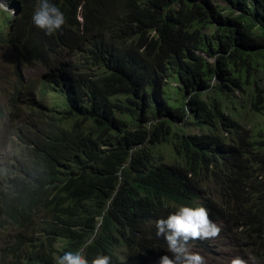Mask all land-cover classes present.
<instances>
[{
	"label": "trees",
	"instance_id": "1",
	"mask_svg": "<svg viewBox=\"0 0 264 264\" xmlns=\"http://www.w3.org/2000/svg\"><path fill=\"white\" fill-rule=\"evenodd\" d=\"M14 1L7 29L0 16L17 120L6 135L16 155L0 164V264H55L81 249L156 264L167 244L155 221L196 203L231 249L264 259V126H241L234 147L218 150L175 124L231 127L238 104L264 113V0H48L65 18L51 35L32 25L40 0ZM22 66L43 73L20 86ZM189 245L211 252L203 239Z\"/></svg>",
	"mask_w": 264,
	"mask_h": 264
},
{
	"label": "clouds",
	"instance_id": "2",
	"mask_svg": "<svg viewBox=\"0 0 264 264\" xmlns=\"http://www.w3.org/2000/svg\"><path fill=\"white\" fill-rule=\"evenodd\" d=\"M2 1H4V3H1ZM0 16L4 18L2 26L5 25L7 29L8 24L10 25L14 18H18L20 16L19 5L16 4L14 0H0ZM31 20L32 25L36 29L48 35L59 32L65 23L63 13L55 5L50 4L48 0H40L39 4L32 12ZM2 44L3 43L1 42L0 48H2ZM4 53H6V51L3 49L2 54ZM13 56L9 57V59L12 60L11 65L3 75L4 81L11 85L12 92L14 91L11 82L14 77ZM22 68H35V66L21 67L22 75L20 78L16 79V83L20 86H23L26 82L33 79L28 77L23 72ZM41 73H43L42 70L39 72V75ZM239 111H243V113L239 115ZM246 113L251 114L253 111L238 104V111H236L234 113L235 115L231 117V119L235 120L236 123L231 127H228L227 123H222L219 119H215L201 126L194 125L193 121H189L188 119L184 121H176L175 124L180 126V134H208L214 138L212 146L216 147V149H229L235 145L234 139L236 130H242L241 126L243 125H245V130H250V127L247 126L248 121L244 116L242 118V115H246ZM11 136L14 137L15 140L19 141L16 134L15 136L11 134L10 137ZM214 169L216 168L213 163H207V165H201L199 167L200 176L204 180L202 185L204 190L214 188L215 191L216 189ZM211 181H213V183H211ZM209 195H206V197ZM208 211L209 210L202 204H180L175 207L174 211L169 212L166 218H159L155 221L156 234L157 236H162L165 239L167 244V253L171 254H162L157 258L156 264H206L204 257L199 252L191 250L192 247H190L189 241L214 239L221 234V227L223 225L222 222L209 217ZM0 233L2 238L8 233L7 228H0ZM258 249L264 252L263 247H259ZM230 250L236 251V254L239 257H233L230 261H228V264H247V262L242 259L243 255L239 254V249L235 250L230 247ZM245 255L246 257L253 259L250 255ZM253 260L259 264H264V259L262 258L258 259L259 261L255 259ZM55 264H113V261L110 256L103 253H97L89 260L86 258L83 250L81 249L64 252L56 259Z\"/></svg>",
	"mask_w": 264,
	"mask_h": 264
},
{
	"label": "rangeland",
	"instance_id": "3",
	"mask_svg": "<svg viewBox=\"0 0 264 264\" xmlns=\"http://www.w3.org/2000/svg\"><path fill=\"white\" fill-rule=\"evenodd\" d=\"M1 3H4L2 1ZM209 30V29H208ZM3 49L6 51V53L2 54ZM15 55V50L10 47L7 43L2 44V48H0V164L1 165H8L14 156L16 155L15 151H12L9 149L7 145V139L6 135L10 133L13 128L15 127L17 120L16 118L12 117L14 114L15 107H11L10 98L12 95V89L11 85L4 81L3 75L4 72L10 67L11 61L9 57ZM203 56L213 62L214 56H208L205 53H203ZM23 72L30 78H36L39 75V72L41 71L39 68H22ZM262 76V71L257 73V76ZM175 82L170 81L169 86H174ZM172 87H168V92L173 96L174 92ZM188 95V94H187ZM22 96V95H21ZM21 96L16 100L15 105L18 104ZM207 97L206 95L204 96ZM11 111V115L8 116V113ZM246 112V110H245ZM1 113H3L1 115ZM255 116L252 115V113H246L244 115L245 119L248 121L247 126L252 129L258 130V128L264 126V113H254ZM15 136V133L13 134ZM159 141L161 144L164 143L163 138H159ZM213 183V181H211ZM214 191V188L206 189L204 194L209 195ZM1 238V233H0ZM230 237L227 235H221L219 234L214 239H203V242L207 245V248L211 252H205L202 247H192L191 250L195 252H199L205 259L206 264H228V261L232 259L233 257H239L236 254V251L230 250L231 245H229ZM2 243V240L0 239V245ZM239 254L244 255L241 251ZM247 264H259L258 262L254 261L250 257H243Z\"/></svg>",
	"mask_w": 264,
	"mask_h": 264
}]
</instances>
